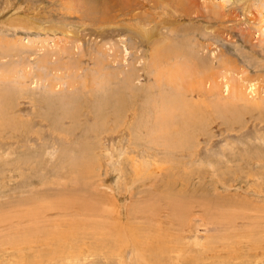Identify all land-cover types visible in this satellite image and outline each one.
<instances>
[{
    "label": "rangeland",
    "instance_id": "374dc122",
    "mask_svg": "<svg viewBox=\"0 0 264 264\" xmlns=\"http://www.w3.org/2000/svg\"><path fill=\"white\" fill-rule=\"evenodd\" d=\"M0 264H264V0H0Z\"/></svg>",
    "mask_w": 264,
    "mask_h": 264
},
{
    "label": "bare ground",
    "instance_id": "6f19581e",
    "mask_svg": "<svg viewBox=\"0 0 264 264\" xmlns=\"http://www.w3.org/2000/svg\"><path fill=\"white\" fill-rule=\"evenodd\" d=\"M168 42H170V41H168ZM168 42H166V44H162L161 47L156 52L153 53L152 57H153V60L155 62H156V60H158V59L160 60L162 58V59H164L165 63H167V61L170 59L171 55H173L174 53H175L174 55L176 58H178V57L183 58V61L179 64L174 63L173 66H170L168 64L164 65V67L161 71L162 79H163V81H165L164 84L165 83L170 84L171 86H173V88H174L173 90H176V93L179 94L178 96H175V99L172 98L173 99L172 102L165 104L163 106L164 110L160 109L161 113H160L159 117H160L161 123H163V127H161V128H162V130H165L167 132V136L169 138L171 136V134H170V131L167 130V128H169V127H166L165 124L168 125L167 123H169V121H170L169 119H172L173 114H174V113L172 114V112L178 111V114H180L179 115L180 117L196 116V114H197V111L193 107H191L190 110H187L186 105H184L187 103H185L183 101L182 97H180V95L182 94V91L186 90V89H190L192 87L196 88L195 86H198L197 87L198 89L199 88H201V89L205 88L204 89L205 91H209V89L207 90V88L205 87V85L207 83H203V84L201 83V81L204 80V78L206 77L205 76L206 75L205 69H204V71H202L200 69L201 68V62L199 60H197V58L195 59L194 55L192 56L191 53H188L189 50L188 51L182 50L181 48H178L177 46L172 45V43H168ZM186 59L189 62L187 65H186ZM188 59H190L191 62ZM193 59L195 61H192ZM215 59H217L218 64H221V68H223L224 70H225V68H233L232 64H231V66H228L225 63L227 61H230V59L227 55L222 54ZM202 66H203V64H202ZM199 72H202V73L199 74ZM185 77L186 78L188 77V81L185 80ZM226 77L227 76H225V74L222 76V79H225V80H223V87L225 88V90L230 91L232 88L228 84V82H225ZM193 78H194V81H193ZM227 81H228V79H227ZM221 85H222V82L216 86L217 93H218ZM193 90H191V91H193ZM234 90H235V88H234ZM172 99H170V100H172ZM216 102L218 103V101H216ZM230 104H232V103L230 102L229 106H230ZM171 138L172 139L169 138L170 139L169 141L173 140V137H171ZM176 138H174V140H177ZM181 139H179V141Z\"/></svg>",
    "mask_w": 264,
    "mask_h": 264
}]
</instances>
